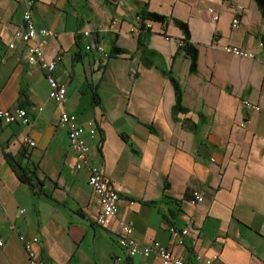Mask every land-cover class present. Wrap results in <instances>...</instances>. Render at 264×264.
Returning <instances> with one entry per match:
<instances>
[{
    "label": "crops",
    "instance_id": "0c3cea01",
    "mask_svg": "<svg viewBox=\"0 0 264 264\" xmlns=\"http://www.w3.org/2000/svg\"><path fill=\"white\" fill-rule=\"evenodd\" d=\"M259 1L264 6V0H38L37 29L57 34L43 48L48 59L62 57L54 74L67 86L63 104L49 97L44 71L27 61L26 44L15 37L25 29L26 5L0 1V109L22 107L31 115L27 125L0 122V264H29L20 236L39 237L44 264H163L155 256H127L117 240L119 219L133 223L139 243L159 242L192 262L217 255L213 264H264V64L223 51L233 45L263 56ZM143 11L166 17L164 24L145 21L152 66L140 44ZM177 23L187 25L197 49L194 72ZM175 82L183 110L175 111ZM64 111L96 123L91 160L122 199L109 226L97 223L100 203L88 172L75 169L68 131L59 125ZM25 137L35 146H24ZM14 162L34 169V189L19 179ZM195 191L202 202L194 201ZM171 227L189 230L182 245L171 240Z\"/></svg>",
    "mask_w": 264,
    "mask_h": 264
},
{
    "label": "built area",
    "instance_id": "2783aa9c",
    "mask_svg": "<svg viewBox=\"0 0 264 264\" xmlns=\"http://www.w3.org/2000/svg\"><path fill=\"white\" fill-rule=\"evenodd\" d=\"M13 1L22 2L26 5L24 13L25 29L16 31L15 37L26 44L27 61L30 64H39L44 71L50 86L49 97L55 102L63 104L67 100V86L61 83L54 74L57 64L62 60V57L59 56L56 59H48L43 48V45L49 40L56 38L57 34L49 29H37L33 19V9L38 0ZM238 10L243 11V8L238 7ZM210 12L214 13V9H210ZM214 18L215 20H218L219 15L215 14ZM240 24V19L235 17L232 22L233 28H239ZM91 35L90 31L84 32V36L86 37ZM95 43L97 49L102 53L103 58L108 59L109 54L104 50L103 46L99 44V41H96ZM95 43L88 44L86 49H93ZM179 45L180 47H184L185 41L183 40ZM9 48L14 49L15 44H10ZM223 51L240 58L260 60L264 64V54L263 56H259L242 47L227 45L223 47ZM242 103L244 107L252 109L255 112L261 111L259 105L252 103L249 100H243ZM39 110L41 111L42 108H39ZM30 121L31 115L26 108L16 107L0 109V122L4 124L27 125ZM59 125L66 128L68 131L71 150L75 156V169L77 171L86 170L88 172L89 185L100 203V212L97 217V223L101 226H109L119 214L122 199L119 189L110 184V181L105 176L102 169L94 165L91 160L89 140L95 139L98 135L96 123L94 120L81 123L75 114L64 111L60 115ZM23 145L32 148L35 146V142L29 137H25L23 139ZM193 197L195 202L203 201V195L198 191L193 193ZM130 204H134V202H130ZM23 213H25V209H20L18 211V215ZM118 225L120 229V234L117 239L118 244L125 249L129 258H149L155 256L158 257L163 264H213L218 259L217 255L209 258L198 255L196 262L189 261L182 256L173 253L170 248L159 242H153L151 244L139 243L133 237V223L119 219ZM188 233L189 230L187 228L182 230H178L174 227L170 228L171 240L177 242L179 245L183 244L182 236L187 235ZM19 240L28 255L29 264H44V262L38 257L37 253V245L40 242L39 237L35 236L27 238L25 236H20ZM0 245H2L1 242Z\"/></svg>",
    "mask_w": 264,
    "mask_h": 264
},
{
    "label": "trees",
    "instance_id": "16d2710c",
    "mask_svg": "<svg viewBox=\"0 0 264 264\" xmlns=\"http://www.w3.org/2000/svg\"><path fill=\"white\" fill-rule=\"evenodd\" d=\"M261 3V6L264 10V6L263 3L261 1H259ZM264 13V11H263ZM141 18V22L139 25V29H140V44L142 49V53H143V62L145 63L146 66H152L154 64V62L151 60L149 54L153 53L151 51H149L146 46H145V40L147 39V37H149V35L151 34L150 29L147 27L145 21L149 20V21H153V22H159V23H165L166 22V17L161 16L157 13H152V12H145L143 11L140 15ZM183 30H185L186 34H187V38L185 41V46L181 47L182 50L184 51V53L186 55H189L192 58V71H195V67H196V61H197V49L190 43L189 41V33L187 30V25L183 24V23H177ZM264 43V41H263ZM116 53H121L123 51H120L118 49H114ZM175 87H176V91H177V107H175V111L179 110H183L181 107V102H182V95H181V90L179 88V85L177 82H175ZM95 100L98 99V96L95 95ZM12 160V159H11ZM14 168L17 171V174L19 176V179L25 183L30 185L33 189L35 188V180H36V174L34 172V169L30 168L28 165L23 166L20 163L14 162Z\"/></svg>",
    "mask_w": 264,
    "mask_h": 264
}]
</instances>
